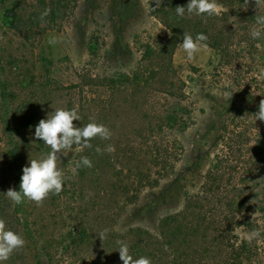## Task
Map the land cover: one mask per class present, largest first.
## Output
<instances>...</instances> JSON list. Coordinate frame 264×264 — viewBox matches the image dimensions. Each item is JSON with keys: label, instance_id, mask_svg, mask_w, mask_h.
<instances>
[{"label": "rangeland", "instance_id": "obj_1", "mask_svg": "<svg viewBox=\"0 0 264 264\" xmlns=\"http://www.w3.org/2000/svg\"><path fill=\"white\" fill-rule=\"evenodd\" d=\"M241 1L245 2L218 0L219 11L235 8L239 14L233 19L239 27L253 25L259 29L255 17L264 15V3L258 0L256 4V0H252L251 10L244 12L239 7ZM58 3L61 0H0V194H5L9 188L17 190L22 170L30 166V159L41 158L50 151L35 138L34 127L26 128L23 116L46 119L57 108L76 109L80 117L86 116L81 97L93 99L104 93V88L97 87L101 77L117 82L120 75L132 73L141 58V45L165 38L166 30L151 15L148 0H62V6L55 7ZM53 8L56 9L54 14L51 13ZM46 9L50 12L41 19ZM19 15L35 18L40 26L20 30L16 22ZM257 47L259 52H254L253 56L234 60L235 70L226 69L219 62L220 55L209 47L192 60L186 58L180 47L176 50L173 66L187 81V93L194 109L192 124L179 137L181 150L171 161L173 169L157 186L144 189L135 203L122 206L115 222L106 215L109 208L101 206L100 197L104 202L110 201L114 185L125 182V178H117L118 170L106 167L86 174L81 180L76 165L83 149L73 146L66 156L60 154L65 172L62 199L57 196L52 201L56 195L50 194L42 206L32 202L23 210L30 217L31 226L65 235L82 208L89 213L85 223L99 230L114 228L123 234L131 228H140L151 236H158L161 222L181 213L187 196L200 194L207 186L215 158L226 156L239 168L231 173L232 177L238 181L241 176L248 184L244 191L248 199L246 219L252 226L236 228L235 235L239 241L258 246L264 264V121L256 120L254 115L260 100L264 99V35ZM238 71L242 72L245 82L257 89L254 100L242 102L233 97L231 88L240 82L234 77ZM86 82L85 88H81ZM124 86L126 97L129 101L135 98L137 107L126 108L123 104L126 98H121L119 104L115 95L114 107L108 112L110 123L106 125L112 134L114 155L117 148L124 145L121 141L127 142V136L140 131L134 130L128 120L135 117L140 122L146 106L145 94L136 93L132 97V87ZM155 97L153 94V108L158 107L155 104L159 96ZM26 107L28 109L24 110ZM252 108H255L254 113ZM99 109H95L94 116L101 114ZM89 121L98 123L94 119ZM235 125L240 127L233 132ZM97 140L103 141L100 138L92 141ZM122 164L118 160L113 167ZM76 187L78 192L84 189L85 204L75 195ZM117 195L121 202L125 199L122 186ZM219 214L224 216L222 211ZM100 216H104L103 221L98 220ZM212 220L206 217L204 224L215 226ZM223 223L218 227L222 228ZM196 225L194 223L195 229ZM200 231H204L202 226ZM198 235H194L193 241ZM105 249L109 250L104 248V252ZM42 255L32 252L33 264L38 259L41 264H90L87 258H73L60 247L54 250L50 261ZM9 261L14 263V260Z\"/></svg>", "mask_w": 264, "mask_h": 264}, {"label": "trees", "instance_id": "obj_2", "mask_svg": "<svg viewBox=\"0 0 264 264\" xmlns=\"http://www.w3.org/2000/svg\"><path fill=\"white\" fill-rule=\"evenodd\" d=\"M260 1L264 3V0ZM148 2L151 15L166 30L165 38L141 45V58L132 73L120 75L117 82L112 81L110 77H101L97 87L104 88V93L93 99L81 97L85 102L83 104L86 105L82 107L86 110V116L81 117L80 121H74L77 126H84L91 122L90 119H94L106 126L110 123L108 112L114 107L115 95L118 96L119 104L121 98H126L124 103L122 100L126 108L134 105L137 107V100L132 98L129 101L125 95L126 84L127 88L132 87V97L136 93L145 94L146 106L141 121L138 122L135 117L128 120V124L134 127V130L140 131H133L127 136V142L121 141L120 143L124 145L117 148L115 155L106 151L108 145L113 143L112 137L101 142L91 140L92 147L83 148V153L78 159L79 163L81 158L86 156L92 162V167L83 165L77 167L78 178L81 180L86 174H94L106 167L115 172L118 170L117 178H125V182L114 185L115 192L110 201L104 202L100 197L103 203L101 206L109 208L106 215L114 222L118 219L122 206L135 203L144 189L157 186L173 169L171 161H174V156L181 150L179 137L192 124L194 109L187 93V81L173 66V58L182 43L183 34L187 32L193 37L199 33L204 34L207 40L202 43L216 51L220 55L219 62L229 70H235L234 60L238 61L240 58L244 60L246 56H253L254 52L258 53L257 46L263 41L264 35L262 33L259 39H253L251 33L256 29L253 25L239 27L240 25L233 19L235 14H239L236 13L235 8L231 11H219L213 16L189 15L186 11L181 17L176 13L175 8L186 7L189 0H162L158 7L155 5V0ZM251 4L252 0H245L240 2L239 7L241 11L249 12ZM61 6L62 0L55 7ZM55 11L56 9L53 8L51 13L54 14ZM21 13L23 14L24 11ZM16 22L20 30L24 27L27 30L34 25L40 26L33 17L19 15L16 16ZM247 23L248 21L245 24ZM241 73L238 71L235 74V79L240 82L230 87L231 93L234 98L242 102L254 100L257 89L245 82ZM80 80L82 82V79ZM83 84L85 85H81V88H85L88 83ZM65 88L69 89V87ZM153 94L154 98H157L155 95L159 96L160 102L155 104L158 105L157 108L156 106L153 108ZM96 108L101 109V114L96 113L99 116H94ZM26 109L28 107L24 110ZM252 111L254 113L255 108H252ZM22 118L26 128H35L42 119L35 116ZM238 127L240 126L235 125L232 128L233 132ZM40 145L44 147L42 141ZM97 148L100 152L96 151ZM118 160L123 164L113 167V163ZM232 162L226 156L215 158L208 173L207 186L203 187L200 194L188 195L184 210L165 218L160 224V234L155 237L140 228H131L123 234L117 233L114 228H109L106 239L102 242L99 233L104 229L99 230L98 227L85 223L89 213L82 208L80 214L73 219L70 230L65 235L58 236L46 229H36L31 226L30 217L23 211L28 209L30 204L32 205L31 201L25 199L22 204L14 206L5 194H0V219L6 222L9 230L22 235L26 242L22 249L15 251L13 257L4 262L12 263L9 260H14L16 264H33L32 252L37 253V256L43 254L42 256L50 261L54 250L60 247L73 258H87L90 264H123L119 258L117 241H124L128 244L134 259L145 256L150 258L152 264H262L258 246L239 241L235 235L236 228L247 226L250 229L252 224L246 219L248 199L245 198L244 191L248 184L241 176L238 177V181L232 177L231 173L239 169L233 166ZM19 185L20 182L17 184V191ZM120 186L126 193L122 202L117 195ZM238 187L241 189L238 190ZM63 190L60 194H55L56 196L51 200H56L57 196L62 199ZM75 190V195H79L82 200L84 189L78 192L79 188L76 187ZM233 192L235 194L231 195ZM82 203L85 204L83 200ZM219 211H222L224 216L219 214ZM206 217H212L215 226H210V223L204 224ZM99 218L100 221L104 220V216ZM222 221L223 226L219 228L218 225ZM194 223L197 224L196 229ZM200 226L204 229L202 233L199 232ZM197 233L200 236L198 235V239L193 241ZM104 248L109 250L105 249L104 252ZM36 264H41L40 259Z\"/></svg>", "mask_w": 264, "mask_h": 264}, {"label": "clouds", "instance_id": "obj_3", "mask_svg": "<svg viewBox=\"0 0 264 264\" xmlns=\"http://www.w3.org/2000/svg\"><path fill=\"white\" fill-rule=\"evenodd\" d=\"M162 0H155L156 7L160 6ZM258 0H256V4ZM221 4L218 0H189L185 6H177L176 13L183 17L185 12L189 15L213 16L218 14ZM50 10L46 9L41 14V19L48 15ZM259 29L252 31L253 39H259L264 30V15L255 17ZM207 37L199 33L195 37L185 32L182 43L179 47L186 55L188 60H192L198 53L206 50L207 45L202 43ZM255 115L256 120L264 121V99L259 102L258 112ZM81 117L76 109L57 108L50 113L46 119H41L35 127V138L42 141L50 148V151L38 159H30V166L23 168V174L20 178L19 191L9 188L5 193L6 197L12 201L13 205H20L25 199L34 202L37 206H42L43 202L50 194H60L65 182V172L61 166L60 154L65 156L71 151L73 146L79 149L91 148V140L100 138L107 140L111 138L110 129L101 123L89 122L84 126H77L74 121H80ZM100 152V149H96ZM107 152L115 151L113 145H108ZM81 165L92 167V162L88 157H82L77 167ZM108 229L99 233V239L103 242L106 239ZM25 239L22 235L9 230L6 222L0 219V264L7 261L17 250L25 246ZM119 245V258L123 264H152L150 258L141 256L134 259L130 254L129 246L124 241H117Z\"/></svg>", "mask_w": 264, "mask_h": 264}]
</instances>
